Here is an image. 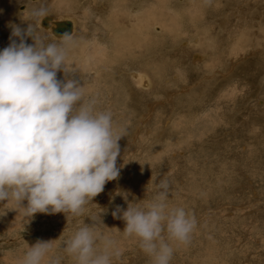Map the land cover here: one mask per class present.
Wrapping results in <instances>:
<instances>
[{
    "label": "rangeland",
    "instance_id": "obj_1",
    "mask_svg": "<svg viewBox=\"0 0 264 264\" xmlns=\"http://www.w3.org/2000/svg\"><path fill=\"white\" fill-rule=\"evenodd\" d=\"M22 1L16 4L19 9ZM218 1L227 19L223 34L213 30L203 35L192 28L188 34L167 37L160 18L150 24L148 33L150 46L158 43L161 52L141 42L140 47L132 45L127 58L115 67L94 62L95 66L90 60L92 65L86 60L91 49L83 53L79 46L88 44L90 33L102 34L92 28L100 11L111 12L128 25L134 22L138 12L127 10L128 1L115 8L111 1L92 3L96 12L92 20L82 8H45L76 18L67 51L69 73L58 71L57 79L76 80L84 101L95 99L96 109L111 112L114 128L124 130L116 161L120 175L106 182L81 218L67 219L62 212H38L28 218L14 203H0V264H19L38 240L51 241L61 264H75L62 242L82 226L81 219L114 241L113 250L120 255L113 264H154L140 249L138 238L124 236L125 221L119 217L129 204L142 207L151 202L161 180L169 184V207H182L197 221L190 243L170 242L174 249L170 264H264V0ZM23 20L13 25L21 28ZM225 34L227 40H222ZM0 36V51L16 40L12 33ZM55 40L49 38V43L60 41ZM79 51L86 58L77 56ZM145 67L157 72L161 68V74L150 71L151 86L128 95L126 90L134 84L128 71L141 69L147 74ZM117 206L121 211L114 217ZM97 248L102 250L103 245L98 242Z\"/></svg>",
    "mask_w": 264,
    "mask_h": 264
},
{
    "label": "clouds",
    "instance_id": "obj_2",
    "mask_svg": "<svg viewBox=\"0 0 264 264\" xmlns=\"http://www.w3.org/2000/svg\"><path fill=\"white\" fill-rule=\"evenodd\" d=\"M31 15L36 19L23 32L12 28L20 42L12 41L0 51V203H14L28 218L38 212L81 218L106 182L120 175L116 161L124 130L114 128L111 112L96 109L95 99L84 101L76 80L57 79L58 71L69 73L66 59L72 35L46 43L37 36V25L47 9H34ZM26 36H32L34 44H25ZM157 188L151 202L142 207L129 204L119 218L125 221L124 236L138 238L140 249L154 264H170V242L190 243L197 221L184 208L169 207L167 180ZM120 211L117 206L112 215ZM81 224L62 242L64 252L75 264H113L120 255L113 250L114 241L82 219ZM50 242L38 240L19 264H61Z\"/></svg>",
    "mask_w": 264,
    "mask_h": 264
},
{
    "label": "bare ground",
    "instance_id": "obj_3",
    "mask_svg": "<svg viewBox=\"0 0 264 264\" xmlns=\"http://www.w3.org/2000/svg\"><path fill=\"white\" fill-rule=\"evenodd\" d=\"M10 1L13 2V0H0V18H1L0 24L2 26V27L0 26L1 27L0 33L2 32L3 34H6V35H9L10 33H12V28L14 26L13 24L16 20H23L24 19L23 20L24 22L20 25V27H21L20 29L22 30V32H23V30L27 29L28 25L33 23L34 20L36 19L35 17H33L31 15V13L34 9L46 8V7H50V6H54L57 9H63V10L82 8V10H84V11H89L88 14H86V17L89 20H92V18L96 16L95 15L96 12H94V10L92 9V6H91L92 3L94 6V3L96 5V4H101L102 2H106V1L110 2L111 1L110 6H112V7L114 6V8H115L116 5L120 4V2L121 1L123 2L124 0H37V1H35V0H23L22 1L23 5L21 4L22 7H20V9L18 7L19 5H16V4L19 2L21 3V0L17 3L16 2L11 3ZM126 1H128L127 3H129V4H127L125 2L127 5H129L127 10L130 7L131 13L132 12H138L137 17L134 20V22L132 20H130L132 22H130V25H128V24L122 22L123 20L115 18V16H113V14L111 12L108 14L104 11L105 14H101L102 11H100L99 12L100 15L97 16L96 23H93V21L91 23L94 24V25L92 24V28L99 29V31L102 32V34H99V33L97 34L96 32H94L92 34L90 33L89 34L90 37H87L89 40L87 42L88 44L85 45V43H84L85 47L80 45L79 46L80 49L79 48L78 49L80 51H82L83 53L86 50L91 49V52L89 51V55H88V51H87V56L85 55L87 58L84 56L83 53H82L83 55L80 54V51H79V54L75 53L77 56L81 55V56H83V58H86L87 61L93 60V63L97 62L98 64H100L99 66L115 67V66L119 65V63L121 62V60L123 58L124 59L127 58L125 56L130 54V50H132L130 47L132 45L135 47H140L141 42H144L143 44H144L145 48H153V50L157 49L158 53H160L161 48L158 45V43L155 42L153 44V47L150 46L151 45L150 44L151 39H150L149 33H148V27H150V24H155V23H158L160 21L162 24L164 23L168 29V32L166 35L167 37H169V36H175L176 37V36H179L180 34H183L185 32H187V34H188L192 31V28L194 29L193 31L195 33L202 32L201 34H203V35H208L213 30H217L218 33L223 34L225 32V29H226L227 19L225 18L224 14L221 15V2H219L218 0H188L187 5L184 4L185 0H184V2H183V0H126ZM2 5H5V8ZM124 7H122V8H124ZM189 7H191V10L188 9ZM18 10L20 12H18ZM80 16H82V15H80ZM111 16H113V17H111ZM19 18H23V19H19ZM160 18H161V20L159 21ZM205 18L207 19L205 24L202 23L201 26H198L197 22L200 19H205ZM75 19L76 18H74V17L62 16V14H61V16H57L55 13L48 11V15H46L45 19H44L45 25H43V23H41L40 26L37 25V36L39 38L43 39L46 43H49V38H51L52 40L56 39L55 41L60 40V38L62 36H59L57 34H53L52 28L55 27L54 26L55 21H62V22H68L70 24V29H69L68 34H71L72 38H73V34L75 33L74 31H75L76 23H77V21ZM127 23H129V22H127ZM156 27H158V26H156ZM40 29L46 30V31L38 32V30H40ZM105 32H108L110 36L108 35V33L106 34L107 36H105L103 34ZM198 36H200V35H198ZM74 37H75V35H74ZM87 38H86V41H87ZM226 38H227V34H225L224 37L222 36V40H227ZM24 39L27 40L26 42L28 43V45L34 44V40H33L32 36H26V37H24ZM181 39L183 40V38H181ZM197 39L198 38H193V41L196 44L199 43ZM15 41H16V43H19L20 38L16 37ZM185 43H187V42H185ZM166 44H168V43H166ZM183 44H184V42H183ZM161 46L164 47V45H161ZM179 46H181V45H178V47ZM76 51H78V50H76ZM201 56L203 57V55H201ZM200 59H201V57H200ZM193 60H195V59H193ZM197 60H198V56H197ZM85 63H86V61H85ZM93 63H92V65H93ZM76 66H77V64H76ZM95 66H96V64H95ZM155 68H156V66H155ZM144 69H145V71L148 72L147 74H145L144 71L141 69L128 71V74L133 78V81H134V84L132 83L134 88H133V86H131L130 89L126 90L128 95L135 94L137 88H148V87H150L151 84L153 83L151 80V76H152L151 72L153 74H161V68H160L159 72H157L156 70L154 71L151 67H145ZM263 70H264V68H263ZM221 77H223V76H221ZM78 78H80V77H78ZM263 79H264V76H263ZM144 83H146V84H144ZM261 83H262V81H261Z\"/></svg>",
    "mask_w": 264,
    "mask_h": 264
},
{
    "label": "water",
    "instance_id": "obj_4",
    "mask_svg": "<svg viewBox=\"0 0 264 264\" xmlns=\"http://www.w3.org/2000/svg\"><path fill=\"white\" fill-rule=\"evenodd\" d=\"M45 17L41 20V23L45 25L44 23ZM47 19V18H46ZM54 26L52 29L53 34H57L59 36H63L65 33L68 34L69 29H70V24L68 22H62V21H55Z\"/></svg>",
    "mask_w": 264,
    "mask_h": 264
}]
</instances>
